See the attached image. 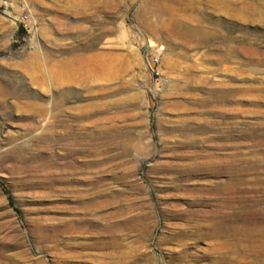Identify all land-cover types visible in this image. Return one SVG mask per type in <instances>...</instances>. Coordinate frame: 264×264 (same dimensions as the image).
I'll return each mask as SVG.
<instances>
[{
	"label": "rangeland",
	"instance_id": "rangeland-1",
	"mask_svg": "<svg viewBox=\"0 0 264 264\" xmlns=\"http://www.w3.org/2000/svg\"><path fill=\"white\" fill-rule=\"evenodd\" d=\"M9 85L0 264L264 262V0H0Z\"/></svg>",
	"mask_w": 264,
	"mask_h": 264
},
{
	"label": "bare ground",
	"instance_id": "bare-ground-1",
	"mask_svg": "<svg viewBox=\"0 0 264 264\" xmlns=\"http://www.w3.org/2000/svg\"><path fill=\"white\" fill-rule=\"evenodd\" d=\"M40 62V61H39ZM49 63V62H48ZM105 64V63H104ZM41 65V64H40ZM82 66V65H81ZM42 68V67H41ZM54 68H55V66H54ZM44 69V68H43ZM60 70V69H59ZM44 71V70H43ZM41 72V71H40ZM45 73H43V74H41L42 76H45V79L43 78V81H45L46 79H48L49 78V76H50V78H52V74H53V76L55 75L54 73V70L52 71V69L50 70L48 67H47V69L44 71ZM41 78V77H40ZM55 78L56 77H54V83H55ZM39 79V78H38ZM42 80V79H41ZM53 80V79H52ZM51 80V81H52ZM60 82L58 81V84H59ZM3 84V83H2ZM15 85V84H14ZM2 86V85H1ZM0 86V92L1 93H3V94H6L7 92H9L10 90H11V86L9 85V88H2ZM15 86H13V88H14ZM0 93V94H1ZM18 105V104H17ZM16 105V106H17ZM63 105L61 104V103H57L56 105H54L53 107H62ZM18 107H20V105H18ZM53 107H49L48 108V113H50V111L52 112V110H50V108H53ZM63 110V109H62ZM62 110H60V111H62ZM59 111V110H58ZM43 113V112H42ZM100 139V138H99ZM235 158V157H234ZM233 184L232 185H234L235 184V182H232ZM43 186H46L47 187V184L45 183V184H43ZM233 201H231V202H229L230 204L232 203ZM235 203H237L236 205H237V207H239V208H243V207H245V206H247L248 205V202L246 201V199L245 198H240V199H238L237 200V202H235ZM254 204V206L255 207H259V202H258V200H255V202L253 203ZM259 204V205H258ZM254 207V208H255ZM264 208V207H263ZM261 210V209H260ZM264 210V209H263ZM262 211V210H261ZM230 215V214H229ZM233 217L234 218H238L239 220L236 222V223H233V221H232V223H231V221L230 222H227V223H222V222H217V223H215L214 224V226H216L217 225V227H215V229L216 230H214L212 233L213 234H220V232H221V230L224 228V227H226V225H234L235 226V228H236V232H237V234L238 235H240V236H243V234L246 232V231H250L251 232V234L252 233H263L264 234V213L262 212L261 214H259V213H257L256 214V209H252V206H249V207H247V210H240V211H238V212H236V214H233ZM54 230L55 231H58V228L57 227H55L54 228ZM208 232V231H207ZM51 233V232H50ZM50 233H48L49 235H51ZM203 233H205V232H203ZM45 236H47V234L45 235ZM50 237H52V236H50ZM263 260V259H262ZM262 260H255V264H264V262L262 261Z\"/></svg>",
	"mask_w": 264,
	"mask_h": 264
},
{
	"label": "built area",
	"instance_id": "built-area-1",
	"mask_svg": "<svg viewBox=\"0 0 264 264\" xmlns=\"http://www.w3.org/2000/svg\"><path fill=\"white\" fill-rule=\"evenodd\" d=\"M154 60H155V61H158V60H159V57H158V56H156V57L154 58Z\"/></svg>",
	"mask_w": 264,
	"mask_h": 264
}]
</instances>
